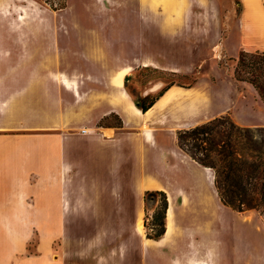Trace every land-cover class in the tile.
Wrapping results in <instances>:
<instances>
[{
    "label": "rangeland",
    "instance_id": "rangeland-1",
    "mask_svg": "<svg viewBox=\"0 0 264 264\" xmlns=\"http://www.w3.org/2000/svg\"><path fill=\"white\" fill-rule=\"evenodd\" d=\"M106 1L108 8L102 6L101 0H0V209H8L7 201L12 199L17 176L35 181L30 165L35 159V150L30 149L29 141L15 144L19 143L20 135L35 132L29 127L40 119L32 118L28 112L23 114V110L34 109L26 95L42 81L71 79L101 86L95 80H103L107 73L99 69L111 70L110 74L115 75L124 68H130L125 76V85L136 98L154 83L163 82L165 87L172 85L190 89L188 103L172 100L166 106L170 105L173 109L168 114L163 110L161 125H154L164 129L160 130L164 133L161 135L162 143L170 148L176 145L178 130L226 114L240 126L264 125V102L251 84L234 79L235 60L224 56L222 51H213L204 40L197 41V51L185 48L183 51H161V32L152 19L157 22L162 7L167 18L173 17L174 22H180L177 18L183 16L187 0L153 1L150 4L151 26L147 40H142L140 33L138 37L135 33L132 35L131 30L130 34H125L129 21L125 3L129 0ZM133 1L136 5L140 0ZM137 10L136 7L133 10L134 22L138 20ZM193 10L196 12L193 16L198 17L203 9L195 4ZM177 34L173 30L162 35L168 43H173ZM141 62L149 65L142 66ZM161 64L179 72H164ZM83 90L90 92L93 101L95 97L102 96L108 86L95 88L89 84ZM117 122L113 117L103 125H115ZM158 155L148 160L144 172L138 162L130 164L129 171L132 170L136 181L142 174L147 176L140 188L153 181L151 174L158 170L162 182L168 183L173 191L182 189L187 183L185 177L188 170L184 167L178 170L170 166L172 160L169 156L163 158L161 155L160 159ZM16 157L21 161L15 160ZM21 166L24 167L23 172ZM202 170L204 173L207 171L205 168ZM210 188L208 193L212 199L209 201L191 198L187 205L182 204L179 198L174 201L176 209L186 211L182 217L185 223L177 224L189 226L196 232L189 249L183 246L190 251L191 259L197 262L205 258L220 264L223 256L231 262L236 258L242 261L245 258V264H251L250 259L253 258V264H264V217L254 210L234 213L218 202L215 189ZM28 194L33 196L30 201L34 206L44 204V199H38L34 188ZM21 203V200L16 201L15 207L18 209ZM133 204L137 209L136 195ZM140 204L144 225L145 217L152 215L157 203L150 204L147 212L144 201ZM2 210L0 219H4ZM243 217H250L260 229L244 223L241 220ZM5 218L6 230L0 224V258L12 255L13 260L14 256L33 253L38 245L45 246L51 241L59 251L61 244L67 247L70 237L77 235L97 244L94 249L99 258L97 264H142L137 253L140 241L149 247L145 263L161 264V245L146 237L144 226L143 234L136 231V217L131 231L64 234L33 231L29 229V217L22 214L6 215ZM125 240L129 241L126 256L111 254V249Z\"/></svg>",
    "mask_w": 264,
    "mask_h": 264
},
{
    "label": "crops",
    "instance_id": "crops-1",
    "mask_svg": "<svg viewBox=\"0 0 264 264\" xmlns=\"http://www.w3.org/2000/svg\"><path fill=\"white\" fill-rule=\"evenodd\" d=\"M153 1L157 0H140L136 5L133 0L126 1L125 13L129 18L125 28L126 35L130 34L131 30L132 35L135 33L138 37L140 33L141 39L147 40L151 26L150 4ZM186 2L188 5L183 16L177 18L181 20L180 22H174L173 17L167 18L162 7L157 22L155 18L152 19L157 25V30L161 32V51L171 49V51H183L184 48L187 51H197L199 45L197 41L204 40L213 51H222L224 56L232 60L237 59L243 51L264 53V0H223L222 3L220 0H187ZM101 4L104 8H108L106 0H101ZM195 4L203 9L201 16H193L194 13L196 14L193 10ZM135 7L138 9L136 22L133 16ZM173 30L178 34L173 43H168L162 34L172 33ZM140 64L149 65L144 62ZM161 70L179 72L178 69L168 68L162 64ZM98 71L107 75L103 76V80L100 78L95 82L102 84L101 86H108V90L104 91L102 96L95 97L93 101L90 92L83 88L89 84L95 88L101 86L71 79L39 82L26 95L27 100L34 105V109L23 110V114L28 112L32 118L40 120L29 127V130L35 132L20 135L19 143L15 145L29 141L30 149L35 150V159L32 160V164L30 163L35 181L32 182L31 179L21 175L16 177L14 182L16 188L11 194L12 199L7 201L8 209H0L3 211L1 216H4V219H0L1 226L6 230V215L22 214L29 217L28 220L31 222L29 229L38 232L64 234L131 231L135 217L136 228L139 221L142 223L143 208L140 202L144 201L145 192L164 191L169 200L166 214L167 230L160 240H153L158 245L161 244V264H216L214 260L205 258L197 262L191 259L190 251L187 249L191 246V238L196 232L194 233L189 226L177 224V222L185 223L182 217L185 216L186 211L183 208L176 209L174 206V201L178 198L184 205H187V201L189 202L191 198L206 201L212 199L208 187L214 188L213 172L190 159L177 144L171 148L163 145L161 137L163 131L160 130L164 129L154 125H161L163 110L168 114L173 109L170 105L166 106L170 102L150 118L146 117L156 103L176 86H169L170 88L163 92L166 88L164 83H154L153 87L145 93H140V97L136 98L125 85V76L129 74L130 68H124L115 75L112 74L113 76L110 74L111 70ZM150 95H152L151 99L145 100ZM154 98L155 104L146 113L135 106V100L148 104ZM189 98L190 95L175 100L186 104ZM137 112H141L144 116L143 120ZM113 115L120 118L122 127L113 124L101 126L100 122L103 119H111ZM254 127H264V125ZM157 155L160 159L161 155L163 158L169 156L172 160L170 166L173 165L178 170L181 167L188 170L185 177L187 183L182 189L173 191L168 183L162 182L161 172L158 170L151 174L154 180L140 188V184L147 176L142 174L136 181L132 170L129 171L130 164L133 161L138 162L141 171L144 172L148 160ZM15 160L18 158L16 157ZM166 163L168 165L169 160ZM21 168L23 172L24 167ZM203 168L207 170L205 173ZM31 188H34L38 199H44L43 205L32 204L30 199L33 196L30 197L28 194ZM135 195L138 198L137 209L133 204ZM216 197L221 203L217 193ZM19 200L22 202L19 207L20 212L19 208L15 207V202ZM171 211L172 227L169 228L168 219ZM249 218L243 217L241 220L260 229L254 220ZM96 247L97 244L92 240L74 235L70 237L67 247L61 244L59 251L51 241L45 246L38 245L33 253L14 256L13 260L12 255H4L0 258V264H97L99 258L94 253ZM128 247L129 241H122L111 249V254H122L125 257ZM137 248L142 264H146L149 247L140 241ZM244 259L242 261L236 258L231 262L222 256L219 263L245 264ZM252 259H250L251 264H253ZM260 261L263 262V259Z\"/></svg>",
    "mask_w": 264,
    "mask_h": 264
},
{
    "label": "trees",
    "instance_id": "trees-1",
    "mask_svg": "<svg viewBox=\"0 0 264 264\" xmlns=\"http://www.w3.org/2000/svg\"><path fill=\"white\" fill-rule=\"evenodd\" d=\"M235 61L234 79L251 84L264 102V53L243 51ZM155 102V98L148 104L135 100V106L146 113ZM113 117L118 121L115 126L122 127L120 118ZM108 120L103 119L101 126ZM176 144L190 159L213 172L214 188L224 206L239 213L254 210L264 217V127L240 126L226 114L178 130ZM143 199L146 212L150 204L157 203L144 220L146 237L160 240L167 230L168 196L153 190L146 191Z\"/></svg>",
    "mask_w": 264,
    "mask_h": 264
},
{
    "label": "bare ground",
    "instance_id": "bare-ground-1",
    "mask_svg": "<svg viewBox=\"0 0 264 264\" xmlns=\"http://www.w3.org/2000/svg\"><path fill=\"white\" fill-rule=\"evenodd\" d=\"M191 91L188 89H184L182 87H173L171 90H169L166 95L158 102L156 105L147 113L146 117L150 118L152 115H154L158 110H160L164 105L167 103L171 102L172 100L175 99H182L184 97H188L190 95ZM139 117L143 120L144 116L141 115V112H137ZM172 218L173 214L172 211L170 212L169 215V228L172 227ZM136 231L139 234H143V226L141 221L138 222ZM161 245V244H159Z\"/></svg>",
    "mask_w": 264,
    "mask_h": 264
}]
</instances>
